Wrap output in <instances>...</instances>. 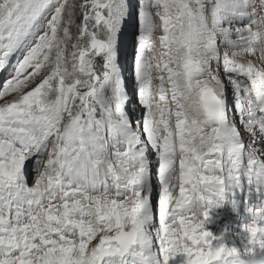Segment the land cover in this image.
I'll return each mask as SVG.
<instances>
[{"label":"snow or ice","instance_id":"obj_1","mask_svg":"<svg viewBox=\"0 0 264 264\" xmlns=\"http://www.w3.org/2000/svg\"><path fill=\"white\" fill-rule=\"evenodd\" d=\"M21 49L0 90V264L264 258V221L239 249L203 230L243 180L264 192V0H0V70Z\"/></svg>","mask_w":264,"mask_h":264},{"label":"rangeland","instance_id":"obj_2","mask_svg":"<svg viewBox=\"0 0 264 264\" xmlns=\"http://www.w3.org/2000/svg\"><path fill=\"white\" fill-rule=\"evenodd\" d=\"M129 24H131V21H128L126 23L125 30L123 33H121V37H120L121 50H120L119 62H120V65L123 69V75H124V78L126 81L127 92L131 95V94H133V91H134V89H133V83H134V80H133V63H134V55H135V40H134V33L130 30ZM73 32H75L74 28H73ZM22 51H23V49L18 50L16 53L11 55L6 66H5V68L0 70V90H2L4 82L8 78H10L9 74L13 71V66L15 65L17 59L21 57ZM220 75H221V79L224 80V82H225V86H226L225 87V95H226L227 103L229 105L230 115H232V117L234 119H236V115H235V112L233 109L234 93L231 89V86L228 84L227 79L224 77V74L222 71H221ZM8 99H12V97H8ZM135 102H136V98L133 95L132 102L128 106L129 115L133 118L140 116V111L132 112V110H131L132 104H135ZM240 130H243V128L241 127ZM150 158L154 159V157H152V156H150ZM35 159H36V157L34 156L27 164L26 171L28 172V175H29V183H31V176L34 174L32 172V168H33V163H34ZM245 182H247V181L246 180L242 181L241 187L238 189L239 191L237 192V196L235 198H227L225 195V200L221 204L220 207H224L225 202H226V204H227L226 205V211H228L230 213L231 212H234V213L239 212L237 210V208H235V209L233 208L232 201L237 200L240 202L238 205H241L242 198L244 197L243 193H245L244 189L245 188L247 189V188H249V186H251L248 183H247L248 186H244ZM152 184H153V189H154L153 193H152V201H153V206L155 209L156 200H157V192H156L157 181H156V176H155V164L153 165ZM243 187H245V188L243 189ZM251 187H253V186H251ZM239 192H241L242 194H240ZM228 193L229 192H226L225 194H228ZM177 194H178V190H177ZM259 195L261 196V194H259ZM227 196H229V194ZM251 197H252V195H250V198ZM256 198L252 197V201H255ZM246 201H248V200H246ZM220 213L221 212L219 210V207L209 208L207 218L204 220V223H203V230L209 232L211 234V236H213V237H218V238L220 237L219 241L218 240L213 241L214 244H221L219 242L222 241V245L225 248H231V247L238 248L236 243H235L236 241L232 239L233 235L230 233V230L231 231L235 230L234 227L241 229V227H239L236 224L239 221H235L232 224H229V223L225 222L226 220L223 219L224 217ZM218 225H222V227H220V231L217 230ZM229 226L231 229L228 228ZM224 230H226V231H225V234L223 235L224 236L223 237V236H221V232H223ZM219 234H220V236H219ZM239 240L242 243L243 237L239 236ZM157 259L162 262V257L159 255V252H158V246H157ZM186 260H187L186 255L183 252H180L174 258H170L168 261V264H186Z\"/></svg>","mask_w":264,"mask_h":264},{"label":"bare ground","instance_id":"obj_3","mask_svg":"<svg viewBox=\"0 0 264 264\" xmlns=\"http://www.w3.org/2000/svg\"><path fill=\"white\" fill-rule=\"evenodd\" d=\"M241 131V133H242V135H243V130H240ZM244 139L245 140H247V136L245 135L244 136ZM245 187H243V189H244ZM245 190V193H246V195H244V193H243V198H242V202H244V200L246 199V198H249L250 197V195H252V197H257L259 194H261V196H264V192H261V193H258L257 192V190L254 188V187H251V186H249V188H245L244 189ZM239 190L238 189H233L231 192H229L228 194L232 197V198H235L236 196H237V192H238ZM243 191V190H242ZM241 191V192H242ZM241 192H239L240 194H242ZM228 194H225V195H228ZM237 210L239 211V212H237V213H234V212H228V211H226V213H225V222H227V223H229V224H232L233 222H235V221H239L238 223H236L239 227H241V222H240V220L238 219V216H243V215H245V213H244V210H243V208H242V205H238L237 207ZM216 226V225H215ZM220 227H222V225H218V228H217V230H219L220 231ZM229 229H231L230 228V226L228 227ZM235 228V230H230V233L233 235V237H232V239L233 240H235V241H238L239 240V236H241V237H243L244 236V234H243V232H242V229H238L237 227H234ZM210 231V230H209ZM225 231L226 230H224L223 232H221V236H223L224 234H225ZM219 236H220V234H219ZM224 237V236H223ZM219 239H220V237H219ZM219 239H218V241H219ZM219 243H221L222 244V241L221 242H219Z\"/></svg>","mask_w":264,"mask_h":264},{"label":"clouds","instance_id":"obj_4","mask_svg":"<svg viewBox=\"0 0 264 264\" xmlns=\"http://www.w3.org/2000/svg\"><path fill=\"white\" fill-rule=\"evenodd\" d=\"M172 180H173V182H175V177L174 176L172 177ZM193 211L194 212H200L201 210L199 208H197V207H194ZM249 216H250V218L247 219V220H244L242 218V216H238V219L241 222L242 231H247L250 228H256L258 226V222L259 221H264V205L261 206L260 213H250ZM262 227H264V226H262ZM178 253H180V252H178ZM174 257L175 256H173L172 258H174ZM186 257H187V255H186ZM187 259H188V257H187ZM252 264H264V261H259V262L258 261H253Z\"/></svg>","mask_w":264,"mask_h":264}]
</instances>
